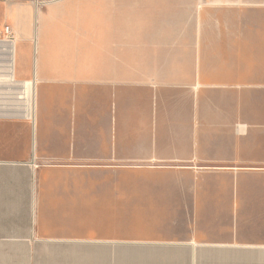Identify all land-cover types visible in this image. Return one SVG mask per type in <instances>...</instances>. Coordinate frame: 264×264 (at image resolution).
Listing matches in <instances>:
<instances>
[{
    "label": "crops",
    "instance_id": "crops-1",
    "mask_svg": "<svg viewBox=\"0 0 264 264\" xmlns=\"http://www.w3.org/2000/svg\"><path fill=\"white\" fill-rule=\"evenodd\" d=\"M0 53V264L264 260V0H0Z\"/></svg>",
    "mask_w": 264,
    "mask_h": 264
},
{
    "label": "rangeland",
    "instance_id": "rangeland-1",
    "mask_svg": "<svg viewBox=\"0 0 264 264\" xmlns=\"http://www.w3.org/2000/svg\"><path fill=\"white\" fill-rule=\"evenodd\" d=\"M5 57L1 56L0 53V61H8L7 59H4ZM128 216V210H121L120 211V217H127ZM90 218H96V211L95 210H90ZM90 228H96V227H90ZM120 232L127 233L128 226H119ZM86 258L79 259V258H52V264H101L100 261L98 263V259L95 257H90L86 261ZM128 259L125 258H115V259H105V264H126ZM87 262V263H86ZM180 262V261H178ZM215 264H223L222 260H212ZM264 260L262 259H250L249 264H262ZM41 264H49V259H41ZM183 264H185V261H183ZM235 264H241L240 259L235 262Z\"/></svg>",
    "mask_w": 264,
    "mask_h": 264
},
{
    "label": "built area",
    "instance_id": "built-area-1",
    "mask_svg": "<svg viewBox=\"0 0 264 264\" xmlns=\"http://www.w3.org/2000/svg\"><path fill=\"white\" fill-rule=\"evenodd\" d=\"M4 34L7 39H13V32L10 25H6L4 28Z\"/></svg>",
    "mask_w": 264,
    "mask_h": 264
},
{
    "label": "bare ground",
    "instance_id": "bare-ground-1",
    "mask_svg": "<svg viewBox=\"0 0 264 264\" xmlns=\"http://www.w3.org/2000/svg\"><path fill=\"white\" fill-rule=\"evenodd\" d=\"M6 50L8 51V53L10 54V61H14V59L12 58V46H8L7 48H6ZM27 98V97H26ZM29 101V100H28ZM29 103V102H28ZM29 106V105H28ZM32 113H33V108L31 109V113L30 112H27L26 114L27 115H29V114H31L32 115Z\"/></svg>",
    "mask_w": 264,
    "mask_h": 264
}]
</instances>
